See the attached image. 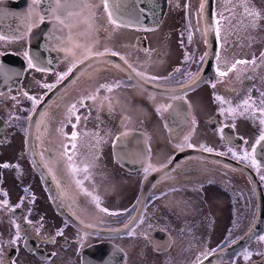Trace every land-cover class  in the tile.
Listing matches in <instances>:
<instances>
[{
    "label": "flooded vegetation",
    "instance_id": "flooded-vegetation-1",
    "mask_svg": "<svg viewBox=\"0 0 264 264\" xmlns=\"http://www.w3.org/2000/svg\"><path fill=\"white\" fill-rule=\"evenodd\" d=\"M205 1L109 0L110 8L105 10L104 0H85L91 7H73L72 0H42L39 6L32 0H0V165H10L0 167V264H83L90 249L112 263L121 257L122 264H138L135 234L152 202V193L159 189L166 192L175 183L186 191L183 203L205 210V215L212 213L211 206L219 205L217 197L225 199L229 222L223 243L215 252L240 240L256 225L260 208L264 210V164L253 152L258 143L247 142L229 116L234 114L231 109L236 111V100L247 99L253 103L246 111L250 117L255 97L264 93V50L254 57V64H236L235 70L228 71L240 59L222 58L224 50L217 35V54L208 63V28L204 7L201 9ZM218 1L213 9L215 29ZM108 11H112V19L123 21L119 27L110 21ZM98 52L106 55L96 57ZM112 52L119 56H112ZM29 60L33 66H29ZM73 63L76 67L72 73L58 80ZM217 68L228 74L220 77ZM132 69L143 76H136ZM130 73L133 79H129ZM235 74L237 84L230 79ZM150 76L158 79L149 81ZM45 84L54 87L45 88ZM101 84L111 85L112 91L100 88ZM88 96L95 99L85 100L82 107L78 101ZM218 96L222 99H216ZM73 103L78 110L70 115ZM208 110L211 114L203 117ZM150 112L158 117L156 122L149 119ZM76 116L80 117L78 122ZM172 117L187 123L177 138L171 137L173 140L199 128L200 141L192 144L194 148L203 150L204 146L213 149L207 153L225 155H218L221 160L186 155L161 172L176 154L188 149L182 145L145 175L150 159L147 133L144 159L136 153L143 140L131 136L124 138L117 155L114 153L117 137L133 130H168ZM113 127L119 131L111 141V154L105 156L114 169H89L95 160L102 161L97 153L93 155L92 146L97 142L107 144L91 139V130ZM228 127L236 135L227 139ZM13 131H19L21 137H12ZM73 131L77 133L75 141L70 139ZM64 145L68 154L60 155ZM229 148L238 156L247 152L256 163L233 157ZM194 156L210 160L216 170L204 175L194 170V165L184 168L191 162L188 158ZM228 159L249 170L235 167ZM59 160L80 168L73 173L68 166L61 167ZM85 167L87 172L83 171ZM156 173L158 176L149 180ZM35 180L38 186H33ZM236 192L244 196L249 209L245 211L248 219L233 230L235 206L240 200ZM253 195L258 208L254 219L250 212ZM155 232L152 243L156 249ZM262 236L264 218L249 243L212 264H264ZM256 242L258 248L253 252ZM209 254L191 264L204 261Z\"/></svg>",
    "mask_w": 264,
    "mask_h": 264
},
{
    "label": "rangeland",
    "instance_id": "rangeland-1",
    "mask_svg": "<svg viewBox=\"0 0 264 264\" xmlns=\"http://www.w3.org/2000/svg\"><path fill=\"white\" fill-rule=\"evenodd\" d=\"M245 5L249 9L248 13L245 12ZM217 6V21H219V23L216 25L219 29L222 50H224L222 58L230 56L229 58L233 57L240 60H248L249 63L252 62L254 57L264 50V0H219ZM253 13H259V16ZM237 76L236 74L230 76V79L235 84H237L239 80ZM262 99H264V97L260 94L255 97V108L251 110L252 115L250 117H248L246 112L247 107L243 105L245 100H236V111H234L233 115L229 116L230 121L237 125L239 131L244 134L246 141H249L251 145L256 144L261 133L264 132V125L260 123V120L264 119V117H262L259 112V109L264 107V105L261 104ZM251 103L252 102H249V105ZM251 105H253V103ZM210 114L211 110L205 111L203 117ZM148 117L149 119H153L152 122H156V118H158L151 112L148 113ZM157 121L159 120L157 119ZM113 128L114 129H107V131L106 129L101 131H99V129L91 130V139H102L107 144L104 146L103 143L97 142L95 146H92L91 152L93 155L97 153L102 161H99V159L95 160L94 163H92V167L89 169L100 171H103L105 168L114 169L110 166V158L105 156V154H111V141L116 137L117 131H119L118 128ZM143 131L142 132L145 134L147 133L150 138V159L148 165L151 164V168L169 159L178 151V148L182 147V145H186L185 137H188L187 143L189 141L191 144H198L201 136V129L199 128L190 129L183 133L179 139L175 140L171 138L172 136L170 132H168L169 130L165 127L145 129ZM12 137L20 138L21 135L19 131H13ZM15 148L16 146L13 145V151ZM156 158L160 160L158 161ZM188 159L191 162L186 163L184 168L188 169L194 165V170L202 171L204 175L209 174L217 168L216 165L212 164L208 159L195 156L189 157ZM61 161L62 160H59L60 166L67 168L68 162ZM14 176L15 174L12 173V180ZM33 186H38L36 180ZM181 187H183L181 184L175 183L166 192L159 189L156 193H152V202L146 210L142 221L139 223L135 234L139 246L138 264H191L204 254L211 252L207 258L213 255L216 253L215 250L223 243L222 240H224V236L226 235L223 234L224 229H226L229 222L228 206L225 199L217 197L218 203L220 202L219 205L215 207L211 206V208H213L212 213L205 215V210L201 208H196L195 210L183 203L182 198L186 196V191L183 189L184 187ZM104 189L106 190L105 187ZM214 192L215 190H213V193ZM213 193L210 194L211 198L215 197ZM235 196H238L240 200L237 201L235 206L236 219L233 230L240 227L244 219H248V215H245V211L249 209L241 193L236 192ZM193 197H196V195H193ZM255 199L256 197L253 195L250 209L253 219L258 212L256 204L254 205ZM122 202H124V200H122ZM112 205L116 207L120 206L117 202H112ZM215 217L217 220L214 223ZM200 219L204 220L195 224L196 220ZM154 230L167 231L168 235L170 234L173 238V242L171 241L172 244L169 245L168 248L158 252L152 243V233ZM258 244L259 242L253 244V252L258 248ZM262 248H264V245H262ZM216 261L217 260H215V262ZM199 263L201 262L197 264Z\"/></svg>",
    "mask_w": 264,
    "mask_h": 264
},
{
    "label": "water",
    "instance_id": "water-1",
    "mask_svg": "<svg viewBox=\"0 0 264 264\" xmlns=\"http://www.w3.org/2000/svg\"><path fill=\"white\" fill-rule=\"evenodd\" d=\"M112 1L117 2L118 0H112ZM214 3H215V0H206L204 3V20H205V25L208 28L207 34H208L209 54H210L208 63H211L212 58H214V56L217 54V47H218L217 34L215 31V24H214V17H213ZM170 121H171V124H167L168 130H169L171 136L173 138H176L181 134L183 128L187 125V123L179 121L178 119H176V117H172V119ZM225 135L227 136V139H228L229 135L234 137V135H236V133L232 127H228L225 130ZM127 136H131V137H135V138H138L140 140L141 139L143 140L142 144L139 145V148L137 149L136 153H138L139 156L144 159L147 155V152H146L147 151V136L142 131H130V132L125 133L123 136L121 135V136L117 137V139L114 143V153L117 155V147H118L119 143L124 138H126ZM186 155H200V156H205V157L211 158V159L221 160L218 157V155L215 153H207L206 151H204L202 149H198V148H188V149H184V150L180 151L168 166L161 169V172H164L166 170L171 169L179 159H181L183 156H186ZM255 156L257 157V159L259 161L262 162V164H264V141H260L256 145ZM223 159L226 160V158H224V157H223ZM228 162L237 168H240L243 170L244 169L249 170L247 167L243 166L242 163H239V162L234 161L232 159H228ZM143 164H144V162L140 165V167L143 166ZM136 168H138V167H136ZM0 175H1V171H0ZM156 176H158V173L151 176L149 180H153L154 178H156ZM146 190L147 189L145 188L144 191H146ZM263 218H264V210H263V207H261L259 210V221L256 223L255 226L252 227V229L243 238H241L240 240L230 244L229 246H227L225 248H222L221 250L217 251L213 255L206 258L207 260L205 259V261H203L199 264H212L215 262V260L223 258L227 255H230L234 251H237L240 248H242L243 246H245L259 232L261 225H262ZM113 234H119V233H113ZM154 239H155L156 249L158 251H162V250L168 248L170 243H171V238L168 235V233L165 231H161V230L155 232ZM96 251H97L96 249L88 250L87 253L83 257V264H122L123 258L120 257L119 262L115 258L114 262L112 263L111 261L109 262V260H107L106 257H104L103 255H100V254L97 255ZM253 264H263V263L256 261Z\"/></svg>",
    "mask_w": 264,
    "mask_h": 264
},
{
    "label": "snow or ice",
    "instance_id": "snow-or-ice-1",
    "mask_svg": "<svg viewBox=\"0 0 264 264\" xmlns=\"http://www.w3.org/2000/svg\"><path fill=\"white\" fill-rule=\"evenodd\" d=\"M32 2H33V4L39 6V5L42 3V0H32ZM71 6H73V7H75V6L91 7V5H87V4L85 3V0H72V2H71ZM203 7H204V4L202 3V4H201V9H203ZM104 8H105V10H108V9L110 8L109 0H104ZM245 12H246V13L249 12V9H248V7H247L246 5H245ZM69 14H70V13H69ZM253 14L256 15V16H259V13H253ZM108 15H109V19H110V21H111L113 24H115L117 27H119V26L123 23V21H121V20H118V19H112V17H113V13H112V11H108ZM41 19H42V18H41ZM60 23H63V20H60ZM217 23H219V21H217ZM215 31H216V34L219 35V29H215ZM2 38H3V37H0V39H2ZM189 41H191V35H189ZM94 55H95L96 57H101V56H105V55H106V52H98V53H95ZM111 55L115 57V56H119V53H117V52H112ZM205 55H207V54H205ZM119 58H120V60H124V57H123V56H120ZM216 59H217V61H219L220 57L217 56ZM203 60H204V57H201V61H202V62H203ZM106 63H114V62H113V61H106ZM247 63H249V61H246V60H238V61L235 62V64H233V65L228 69V71H233V70H235V66H236V64H247ZM252 63L254 64L255 61H252ZM29 66H33L32 63H31V60H29ZM115 66H116V67H119V64H116ZM75 67H76V63H73V64L69 67L68 72H66V73H64V74H62V75H60V76L58 77V80H64V79L66 78V76H68V75H70V74L72 73V70H73V68H75ZM37 70H40V69L38 68ZM177 71H179V70H177ZM216 71H217V74H218L220 77H224V76H226V75L228 74V71H221L219 68H217ZM132 72L135 73L136 76H143V73L136 72L135 69H132ZM76 78L78 79L79 77H76ZM133 78H134V77H133L132 74L130 73V74H129V79H133ZM147 79H148L149 81H155V80L158 79V77H156V76H150V77H148ZM117 86H118V85H117ZM215 86H216L215 84L212 85L213 88H215ZM44 87H45V88H49V89H51V88L54 87V85L45 84ZM100 88L106 89V90L109 91V92L112 91V86H111V85H108V84H101V85H100ZM97 91H99V89H97ZM262 97H264V93H262ZM30 99H33L34 101L36 100L35 97H30ZM87 99H93V100H94V99H95V96L81 97V99L78 101V103L83 107L84 104H85V100H87ZM216 99L220 100V99H222V98L218 96V97H216ZM261 104L264 105V99L261 100ZM243 105H244L245 107H248V106H249V101L246 99V100L243 102ZM77 110H78V109H77V105H76V103H73V104L71 105L70 109H69V113H70V115H74V114L76 113ZM158 111H159V109H158ZM231 111H235V110H234V109H231ZM259 112H260L261 116L264 117V107H261V108L259 109ZM79 119H80V117H79V116H76V120H77V122L79 121ZM193 123H194V121H193ZM260 123H261L262 125H264V119H261V120H260ZM37 128H39V125H37ZM73 128H75V125H73ZM222 131H223V130L221 129V132H222ZM70 139H71V141H75V140L77 139V133H76L75 131H73V133L71 134ZM187 140H188V137H185L186 146H187L188 148H194V145H192L191 143H187ZM260 141H264V132L261 133V135H260L259 140L257 141V143H259ZM71 147H72V149H75V148H76V144H75V143H72V144H71ZM202 147H203V150L206 151V152H212V151H213L212 148H208V147H204V146H202ZM58 151H59V150H58ZM228 151L232 153L233 157H238V158L241 159V160L252 159V163H253V164L256 163L255 159L252 158V157H250L249 154H248L247 152L243 153V155H241V156H238V154H237L235 151H233V149L229 148ZM253 152H255V149H253ZM59 154H60V155H67V154H68V146H67V145H64V147H63V152H61V153H59ZM217 155H225V153L221 152V153H217ZM72 159H73V157H72L71 155H68V160H69V161H72ZM0 167L8 168V167H10V165H9V164H3V165H0ZM17 167H18V166H17ZM68 167L71 169V171H72L73 173H75V172H77V171L79 170V169H77L76 167H74L72 164H69ZM151 167H152L151 164H149L147 167L144 168V173H145V175H147V174L149 173V169H150ZM83 171L87 172L88 169L85 167V168L83 169ZM262 179H264V177H262ZM77 183H80V182L77 181ZM94 199H96L97 206L99 207V201H98V199H97V198H94ZM101 211L107 212L108 210H107V209H104V208H101ZM110 214L115 215L116 213H110ZM17 227H19V226H17ZM260 239H261V240H264V236L260 237ZM249 255H250V254H249Z\"/></svg>",
    "mask_w": 264,
    "mask_h": 264
},
{
    "label": "bare ground",
    "instance_id": "bare-ground-1",
    "mask_svg": "<svg viewBox=\"0 0 264 264\" xmlns=\"http://www.w3.org/2000/svg\"><path fill=\"white\" fill-rule=\"evenodd\" d=\"M183 157H184V156H183ZM183 157H182V158H183ZM172 161H173V160H172Z\"/></svg>",
    "mask_w": 264,
    "mask_h": 264
}]
</instances>
